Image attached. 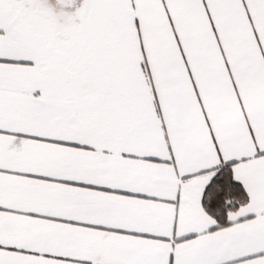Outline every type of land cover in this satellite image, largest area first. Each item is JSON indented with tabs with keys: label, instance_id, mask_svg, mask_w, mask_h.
Returning <instances> with one entry per match:
<instances>
[{
	"label": "snow or ice",
	"instance_id": "snow-or-ice-1",
	"mask_svg": "<svg viewBox=\"0 0 264 264\" xmlns=\"http://www.w3.org/2000/svg\"><path fill=\"white\" fill-rule=\"evenodd\" d=\"M0 264H264V0H0Z\"/></svg>",
	"mask_w": 264,
	"mask_h": 264
}]
</instances>
